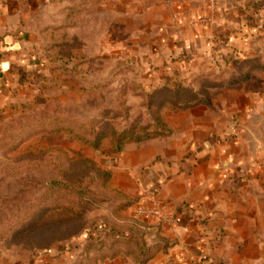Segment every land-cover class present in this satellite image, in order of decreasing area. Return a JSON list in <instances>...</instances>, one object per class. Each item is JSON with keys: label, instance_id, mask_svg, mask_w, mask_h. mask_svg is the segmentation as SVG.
Here are the masks:
<instances>
[{"label": "rangeland", "instance_id": "rangeland-1", "mask_svg": "<svg viewBox=\"0 0 264 264\" xmlns=\"http://www.w3.org/2000/svg\"><path fill=\"white\" fill-rule=\"evenodd\" d=\"M178 1L35 2L29 24L40 36L36 48L44 79L7 104L0 102V264H142L153 248H169L158 232L120 216L125 210L120 205L134 202L112 184L119 152L110 134L93 148L65 133L35 129L42 115L64 116L98 131L153 128L158 114L160 130L167 133L163 113L179 109L176 98L193 94L211 100L217 89L264 81V69L256 68L264 64V48L189 74L168 72L163 35L174 31ZM244 75L248 79L239 83ZM24 122L31 132H16ZM104 173L110 174L107 185ZM66 205L83 212L70 214ZM196 264L215 263L205 256Z\"/></svg>", "mask_w": 264, "mask_h": 264}, {"label": "crops", "instance_id": "crops-1", "mask_svg": "<svg viewBox=\"0 0 264 264\" xmlns=\"http://www.w3.org/2000/svg\"><path fill=\"white\" fill-rule=\"evenodd\" d=\"M37 1L59 0H0L1 103L44 79L40 36L29 24ZM263 5L179 0L174 31L163 35L168 72L256 56L264 48ZM210 101L211 109H165L166 136L127 141L117 154L112 184L134 202L120 216L169 245L147 264H196L205 256L215 264H264V164L255 166L264 159V81L217 89Z\"/></svg>", "mask_w": 264, "mask_h": 264}, {"label": "trees", "instance_id": "trees-1", "mask_svg": "<svg viewBox=\"0 0 264 264\" xmlns=\"http://www.w3.org/2000/svg\"><path fill=\"white\" fill-rule=\"evenodd\" d=\"M256 68L264 69V64H261V63L257 64ZM241 79L243 80L238 81L239 83L246 81L248 77L244 75L243 77H241ZM179 100H180V97L179 99L176 98L174 100L176 108H179V109L185 110V109L193 108L199 105L211 107V103L208 98H205V97L202 98V97H199L198 95L191 94V96H188V97L186 96L184 97V99L180 101ZM157 110L160 111L161 109L158 107ZM31 126L32 125H30L29 123L24 122L23 124L18 126L16 132L18 133L29 132L30 130H32L30 128ZM160 127H163V125H162L161 117H159L158 114H156L155 116V126H153V128H151V126L132 125L120 131H117V130L113 131L112 129H108L106 131L103 129L102 130L100 129L98 131V129H92V128L90 129V127H85V125L79 123L78 121L70 120L69 118H66L64 116L55 117L54 115H51V116L42 115L36 121L35 132L52 133V134L65 133L69 135L70 137H72L73 139H75L76 141L82 144H85L87 146L93 147V148H98V146L100 145V142L104 138L108 137V135L110 134L109 137H111V144L113 147V151L114 153H118L121 151L126 140H132L134 142H142V141L166 136L167 133L162 132L160 130L161 129ZM108 131L111 133H108ZM103 176L105 179L104 181L107 185L110 181V174L104 173ZM131 205H132L131 203H123L122 205H120L118 209L123 210V209L130 207ZM66 206H67L66 211L70 214L74 213V215L80 216L83 212L82 209H77V210L75 209V211H73L72 206L71 207L70 205H66ZM52 208H59V205L57 207L53 205ZM46 211L47 209L43 208L40 211L39 215L42 216ZM38 218L39 216L34 220L33 223H38ZM159 251L160 249L153 248L147 253L145 257H143V259H141L140 262L142 264H145L153 256H155V254Z\"/></svg>", "mask_w": 264, "mask_h": 264}, {"label": "built area", "instance_id": "built-area-1", "mask_svg": "<svg viewBox=\"0 0 264 264\" xmlns=\"http://www.w3.org/2000/svg\"><path fill=\"white\" fill-rule=\"evenodd\" d=\"M255 166H257V163H255Z\"/></svg>", "mask_w": 264, "mask_h": 264}]
</instances>
